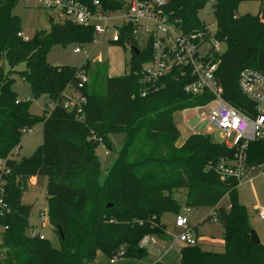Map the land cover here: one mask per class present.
Listing matches in <instances>:
<instances>
[{
    "label": "trees",
    "instance_id": "obj_1",
    "mask_svg": "<svg viewBox=\"0 0 264 264\" xmlns=\"http://www.w3.org/2000/svg\"><path fill=\"white\" fill-rule=\"evenodd\" d=\"M84 5L98 1L104 9L117 6L109 0H76ZM249 0H170L165 8L170 19L187 36L204 34L207 25L198 18L212 3L216 19L213 39L226 45L218 53L215 79L223 99L248 116L254 104L240 91L238 80L245 69L264 75V0L256 15L239 16V4ZM20 2L0 0V159L9 170L4 175L3 200L8 211L0 217V264H92L98 253L106 258L143 259L147 249L139 247L147 235L169 239L162 217L180 215L187 208H213L223 229V251L203 250L200 244L180 249V264H264V245H252L251 227L241 204L236 181H221L216 166L232 160L236 148L212 142L208 135L191 134L177 145L181 133L174 122L178 111L204 105L211 95L192 96L184 91L194 81L187 68H173L153 86L142 74L152 59V49L138 47L131 31L120 32L115 43L131 51L129 73L107 77L104 87L99 72L88 76L89 62L80 68L53 66L48 53L58 45L80 47L93 42L92 26L51 22L48 31H36L24 41L20 18L13 13ZM198 41V40H197ZM196 41V42H197ZM25 64L21 78L31 88L30 98L20 101L13 90L15 68ZM84 72L88 82L81 84ZM80 84L82 86H80ZM86 98L82 111L63 107L65 92ZM46 96L52 109L42 116L29 112L33 100ZM37 123L43 141L33 156L21 161L8 157L20 147L21 137ZM125 134L116 160L102 179L96 154L99 145L113 150L110 134ZM249 165L264 164V141L247 148ZM46 182L47 218L59 237L60 247L28 233L32 211L22 202L30 179ZM227 199V204L222 201ZM163 264V263H156Z\"/></svg>",
    "mask_w": 264,
    "mask_h": 264
},
{
    "label": "built area",
    "instance_id": "obj_2",
    "mask_svg": "<svg viewBox=\"0 0 264 264\" xmlns=\"http://www.w3.org/2000/svg\"><path fill=\"white\" fill-rule=\"evenodd\" d=\"M17 1L28 8L54 11L63 22L92 26L94 43H117L120 40V32L129 29L131 37L138 47L151 46L152 59L142 66L141 71L144 78L153 86L173 68H187L194 81L186 85L184 91L192 96H213V99L204 105L182 111L184 115L188 111H195L199 123L205 125L204 133L197 131L196 128H191V134L206 135L205 132L216 131L221 133L223 139L221 144L237 149L234 159L221 160L217 164L215 170L220 180H231L240 184L249 180L256 170L264 174V164L249 165L246 156L250 143L264 141V75L254 69H245L240 73L238 80L240 91L255 106V116H248L226 102L222 97V88L215 79L217 63H211L208 59L211 49L219 53L221 45L213 39L214 33H211L209 25H207V31L210 41L212 40V47L202 53L201 49L209 41L204 40L203 33L193 36L183 34L177 23L172 21L165 11L170 0H109L117 6L114 9H104L98 1H94L90 5H84L76 0ZM212 12L214 13L213 10ZM21 37L24 41L30 39L23 34ZM80 51L79 47L74 50L75 53ZM79 77L81 84L88 82V76L84 72ZM81 84L80 86H82ZM85 103L86 98L80 93L65 92L63 107L66 110L80 113ZM46 107L50 110L53 108V104H47ZM229 138H233L232 144L227 143ZM14 152L8 157L9 159H13ZM5 163L6 160L0 159V217L8 211V206L2 197L5 184L4 175L9 173ZM36 181L37 178H32L29 183L32 185ZM258 216L264 219V209L258 211ZM46 218L47 213L39 214L40 222H45ZM207 219L211 222L217 221L215 209ZM175 228L178 232L173 247L199 244L200 238L197 236L196 230L190 227L187 216L177 215ZM30 236H40V233L33 230L30 232ZM156 244V238L148 235L140 241L139 247L147 249Z\"/></svg>",
    "mask_w": 264,
    "mask_h": 264
},
{
    "label": "rangeland",
    "instance_id": "obj_3",
    "mask_svg": "<svg viewBox=\"0 0 264 264\" xmlns=\"http://www.w3.org/2000/svg\"><path fill=\"white\" fill-rule=\"evenodd\" d=\"M260 0L243 1L239 4L237 14L239 16L251 14L256 15L260 9ZM13 13L20 18L22 25V34L25 37L32 38L36 31L50 28L51 20L55 23H62L54 11L42 8H28L24 4L19 3L14 9ZM198 18L201 22L210 26L211 33L215 31L216 19L212 12V3H207L205 7L198 12ZM212 26V28H211ZM79 47L81 51L75 53L74 50ZM212 47V40L205 43L201 52H205ZM226 50V45L221 44L219 53ZM130 48L124 49L115 43H90L83 45L70 43L58 45L48 53L47 60L53 66H68L73 68H80L86 62H89L88 76L91 81L92 75L99 72L98 83L104 87L107 77L123 76L129 73V62L131 59ZM4 66L5 71H9L6 62L0 61V67ZM25 64L21 63L15 68L13 78L15 84L13 90L17 93L20 101H26L30 98L31 88L21 76L20 72L25 70ZM51 102L46 96L38 100H33L29 105V112L36 116H42L47 110L46 105ZM174 122L180 130L181 137L177 145H181L184 139L191 134V128H196L197 131L204 133L205 125L199 123L195 111H188L186 115L182 111H178L174 115ZM212 142L222 143L223 139L221 133L212 131L205 132ZM110 140L113 143V150L107 151L103 145H99L96 149V154L101 163L102 179L105 178L109 168L116 160L117 154L124 142L125 134L113 133L110 134ZM43 141L42 124L37 123L30 131H25L21 137L20 147L14 152V159L21 161L30 158L39 149ZM233 138L227 140L228 144L233 143ZM238 193L241 204L245 207L251 230L255 231L261 244L264 245V219L258 216V211L264 209V174L256 170L252 173L249 180L241 182L238 186ZM22 202L30 204L32 211L29 221L28 233L36 230L40 236L47 239L54 248L60 247L59 237L54 228L49 224L46 218L45 222L39 221V214L41 212L47 213V197H46V182L36 181L32 184L23 195ZM227 204V199L222 201V205ZM213 208H187L184 204L180 214L187 216L189 225L192 229L196 228L200 236V247L203 250L222 252L223 248V229L218 221L211 222L207 218L212 215ZM176 215L167 213L162 217V223L166 226L169 239L160 240L157 237V244L151 245L147 248V255L143 259H119L112 261L106 258L102 253H98L95 263L92 264H152L154 260L160 259L161 256L166 257L163 261L165 264H180V249L181 247H173V242L177 236L178 230L175 228ZM195 231V232H196ZM2 227H0L1 240ZM148 236V235H147Z\"/></svg>",
    "mask_w": 264,
    "mask_h": 264
},
{
    "label": "water",
    "instance_id": "obj_4",
    "mask_svg": "<svg viewBox=\"0 0 264 264\" xmlns=\"http://www.w3.org/2000/svg\"><path fill=\"white\" fill-rule=\"evenodd\" d=\"M52 22V21H51ZM127 46L130 48L131 51H133L134 53H138V49L133 47L131 45V43L128 41L127 42ZM250 241L252 245H259L261 242L259 240V237L257 236L256 232L251 230V236H250Z\"/></svg>",
    "mask_w": 264,
    "mask_h": 264
},
{
    "label": "crops",
    "instance_id": "obj_5",
    "mask_svg": "<svg viewBox=\"0 0 264 264\" xmlns=\"http://www.w3.org/2000/svg\"><path fill=\"white\" fill-rule=\"evenodd\" d=\"M52 21V20H51ZM115 77H117V76H115ZM180 131V130H179ZM189 135H191V134H189ZM188 135V136H189ZM187 136V137H188ZM13 159H14V157H13ZM29 221H30V219H29ZM195 230H196V228H195ZM196 234H197V236L200 238V236H199V234L197 233V231H196ZM222 248H223V245H222ZM215 252V251H214ZM166 260V257H164V256H161L160 257V259H157V260H154L153 262H152V264H156V263H163V264H165L163 261H165Z\"/></svg>",
    "mask_w": 264,
    "mask_h": 264
}]
</instances>
